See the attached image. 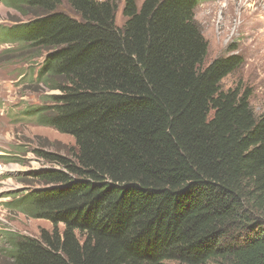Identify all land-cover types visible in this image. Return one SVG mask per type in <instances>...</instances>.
<instances>
[{
    "label": "trees",
    "instance_id": "1",
    "mask_svg": "<svg viewBox=\"0 0 264 264\" xmlns=\"http://www.w3.org/2000/svg\"><path fill=\"white\" fill-rule=\"evenodd\" d=\"M4 1L28 20L0 35L46 53L39 118L75 143L36 152L19 206L52 229L8 233L11 264H264V109L221 88L241 55L205 65L199 0H124L120 27L118 0Z\"/></svg>",
    "mask_w": 264,
    "mask_h": 264
},
{
    "label": "rangeland",
    "instance_id": "2",
    "mask_svg": "<svg viewBox=\"0 0 264 264\" xmlns=\"http://www.w3.org/2000/svg\"><path fill=\"white\" fill-rule=\"evenodd\" d=\"M61 1L59 10L71 15L65 0ZM123 1L116 5L118 27L124 22ZM143 1L136 0L137 6ZM194 15L208 43L205 65L220 56L243 57V65L221 81V88L248 94L249 106L258 116L264 109V0H199ZM27 20L0 0V32ZM5 39L0 35V264H11L8 233L36 238L40 231L52 229L50 222L34 218L28 208L19 206L25 193L42 190L31 173L51 170L36 152L67 156L75 143L39 118L50 105L48 96L56 93L39 84L38 69L46 53Z\"/></svg>",
    "mask_w": 264,
    "mask_h": 264
}]
</instances>
